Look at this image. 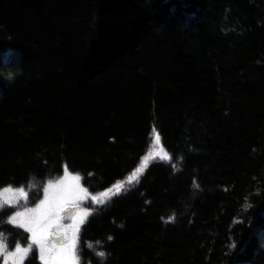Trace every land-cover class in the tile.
<instances>
[{
	"label": "trees",
	"instance_id": "1",
	"mask_svg": "<svg viewBox=\"0 0 264 264\" xmlns=\"http://www.w3.org/2000/svg\"><path fill=\"white\" fill-rule=\"evenodd\" d=\"M153 130L172 162L96 205L80 264H264V0H0V187L103 191Z\"/></svg>",
	"mask_w": 264,
	"mask_h": 264
},
{
	"label": "snow or ice",
	"instance_id": "2",
	"mask_svg": "<svg viewBox=\"0 0 264 264\" xmlns=\"http://www.w3.org/2000/svg\"><path fill=\"white\" fill-rule=\"evenodd\" d=\"M155 145H160L158 134L154 138ZM153 155L159 156V151L149 153L143 162L128 177V183L137 179L138 174L146 168L149 158ZM169 158L165 153L164 157ZM80 176L70 175L65 169L64 176L56 181L49 180L43 187V199L34 208L25 207L23 211H16L8 218V223L18 226L25 232L30 233V243L22 247L20 243L15 244L13 251H8L7 237L0 233V256L4 258V264H23L29 252L36 246L39 251V259L43 264H79L76 255L79 243V229L83 225L93 209L81 207V203L89 199L87 189L80 184ZM29 187L35 188L36 185ZM113 188L91 196L93 204L103 205L110 195H118L123 184L117 183ZM27 200L24 188L13 189L11 186L0 189V208L5 205L14 206L21 200ZM62 220H70L71 223H61ZM55 241V242H53ZM57 245H59L57 247ZM101 257L105 253H98Z\"/></svg>",
	"mask_w": 264,
	"mask_h": 264
},
{
	"label": "rangeland",
	"instance_id": "3",
	"mask_svg": "<svg viewBox=\"0 0 264 264\" xmlns=\"http://www.w3.org/2000/svg\"><path fill=\"white\" fill-rule=\"evenodd\" d=\"M156 134L159 135V133L157 132V130H153V132H151V138H150V144H149V147L147 148L146 152H145L144 155L142 156V159H141V161H140V163L138 164L137 167H139V165L143 162L145 156H148L149 153H153L154 151H159V152H160V155H159V156H155V155H153L152 157H150L147 166H148L152 161H155V160H163V161H167V162H172L171 156H170L169 152L166 150V148L164 147V145H163V143H162V141H161V137H160V135H159V137H160V141H161V143H160V145H155V143H154V138H155V135H156ZM165 153L167 154L168 157H170V159H169V158H162V157H164ZM147 166H146V167H147ZM137 167H136V168H137ZM136 168H135V169H136ZM65 169L67 170V172H68L70 175H78L77 173H74V172L69 171L67 168H65ZM65 169L62 171V173H61L60 175H57V176H55V177H53V178H50V179L46 180V181L44 182V184H43V187L47 185V182H48L49 180L56 181V180L61 179V178L64 176ZM135 169L132 170L131 173H129L125 178L116 181L114 184H112V185L110 186L111 188H113V192H115V189H114L113 186H114L115 184H117V183H121V184H123V188H122V189L124 190L125 188H127V187L133 185L136 181H138L139 177L141 176V174H143L144 171H143L142 173L138 174L136 180L132 181L131 183H128V177H129V176L135 171ZM144 170H145V169H144ZM78 176H79V175H78ZM80 184H81V186H82L83 188H85V187L83 186L82 182H81V179H80ZM30 185H32V184H30ZM30 185H28V186H12V185H7V186H2V187H0V189L6 188V187H9V186H11L13 189H18V188L23 187L24 190H25V192L27 193V200H26V201L22 199V200L20 201V203L17 204V205H14V206L5 205L3 208H0V212L3 211V210H5V209H8V208L11 209L10 213L6 216V219H5L6 222L8 221V218H9L10 216H12V215L15 214L16 211H23L25 207L34 208V207L39 203L40 199H43V191H42V192H41V195H40L39 197H37L38 200L32 202V195H31L32 192H31V191H32L34 188L29 187ZM43 187H42V189H43ZM110 187H108V188H110ZM108 188H107V189H108ZM85 189H86V188H85ZM107 189H105V190H107ZM105 190H103V191H105ZM123 190H121V191H123ZM87 191H88V190H87ZM103 191H99V192H96V193H95V192H90V191H88V193H89V199L83 201V202L81 203V207H83V208H91V209L94 210L97 204H93V202L91 201V196H94V195H95V196H98L99 193H101V192H103ZM112 196H113V195H110V197H112ZM34 197H35V196H34ZM106 199L109 200L110 198H106ZM7 223H8V222H7ZM61 223L69 224V223H71V221H70V220H62ZM8 224H10V223H8ZM11 225H12V224H11ZM83 225H84V224H83ZM83 225H81V227H80V229H79V235H80V231H81V228L83 227ZM0 233H3V232L0 231ZM3 234H4V233H3ZM30 235H31V234L28 233V240H27V242H25V243H20V242H18V243H20L22 247H27L28 243L31 242V241H30ZM4 236L6 237L5 234H4ZM259 237L261 238V242H262V244H264V230H263L262 232L259 233ZM53 242H55V241H53ZM6 243H7V245H8V251H13L14 248H15V245L11 246V245L9 244L8 239L6 240ZM58 246H59V245H57V247H58ZM33 251H37V253H38V257H39V251H38V248H36V246H33V250L30 251L29 253H31V252H33ZM76 255H77L78 258H79V264H80L79 243H78V245H77ZM0 260H1L2 264H4V258H3L2 256H0ZM24 260H25V259H24ZM40 261H41V260H40ZM23 262H24V261H23ZM41 262H42V261H41ZM42 264H43V262H42Z\"/></svg>",
	"mask_w": 264,
	"mask_h": 264
},
{
	"label": "clouds",
	"instance_id": "4",
	"mask_svg": "<svg viewBox=\"0 0 264 264\" xmlns=\"http://www.w3.org/2000/svg\"><path fill=\"white\" fill-rule=\"evenodd\" d=\"M9 82L11 83V80H9Z\"/></svg>",
	"mask_w": 264,
	"mask_h": 264
},
{
	"label": "bare ground",
	"instance_id": "5",
	"mask_svg": "<svg viewBox=\"0 0 264 264\" xmlns=\"http://www.w3.org/2000/svg\"><path fill=\"white\" fill-rule=\"evenodd\" d=\"M73 172V171H72ZM123 190V189H122ZM96 193V192H95Z\"/></svg>",
	"mask_w": 264,
	"mask_h": 264
}]
</instances>
